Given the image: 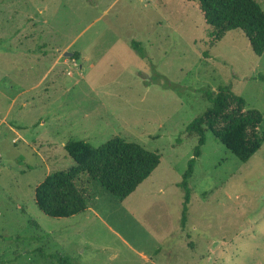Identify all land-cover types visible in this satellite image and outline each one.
I'll use <instances>...</instances> for the list:
<instances>
[{
	"label": "rangeland",
	"instance_id": "1",
	"mask_svg": "<svg viewBox=\"0 0 264 264\" xmlns=\"http://www.w3.org/2000/svg\"><path fill=\"white\" fill-rule=\"evenodd\" d=\"M262 76L264 54L239 30L214 42L195 2L0 0V264H264V144L243 163L207 133L184 227L179 186L201 91L231 86L264 117ZM114 137L160 166L125 202L83 176L88 212L43 214L37 186L75 165L63 145Z\"/></svg>",
	"mask_w": 264,
	"mask_h": 264
},
{
	"label": "trees",
	"instance_id": "2",
	"mask_svg": "<svg viewBox=\"0 0 264 264\" xmlns=\"http://www.w3.org/2000/svg\"><path fill=\"white\" fill-rule=\"evenodd\" d=\"M185 1L199 4L208 26V35L214 42L221 41L231 31L239 30L256 56L264 54V11L256 0ZM131 46L138 51L141 45L131 42ZM79 57L78 53H74V59L78 60ZM260 79L264 82L263 76ZM201 92L210 107L186 129L190 136L197 137L198 143L179 184L185 191L182 227L188 220L191 201L189 183L197 160L202 155V148L207 143V133L213 134L243 163L248 162L264 144L262 113L256 109H247L245 100L235 94L231 86L220 87L216 92ZM64 149L75 165L68 170L49 174L35 190L37 207L43 214L54 219H69L87 211L89 197L78 186L83 176H87L93 185L98 183L117 201L124 202L161 164L158 153L118 137L99 147L86 141H70ZM52 261L56 264H72L70 258L60 255L52 256Z\"/></svg>",
	"mask_w": 264,
	"mask_h": 264
},
{
	"label": "crops",
	"instance_id": "3",
	"mask_svg": "<svg viewBox=\"0 0 264 264\" xmlns=\"http://www.w3.org/2000/svg\"><path fill=\"white\" fill-rule=\"evenodd\" d=\"M57 62H58V61H57ZM57 62H56V63H57ZM49 145H50V144H49ZM65 145H66V144H64L63 147H65ZM139 187H140V186H139ZM137 190H138V189H137ZM137 190H136V191H137ZM136 191H135V192H136ZM135 192H134V193H135ZM134 193H133V194H134ZM133 194H132V195H133ZM132 195H131V196H132ZM127 199H128V198H127ZM127 199H126L125 201H127ZM125 201H124V202H125ZM88 210H90V205H89V208L87 209L86 212H88Z\"/></svg>",
	"mask_w": 264,
	"mask_h": 264
},
{
	"label": "water",
	"instance_id": "4",
	"mask_svg": "<svg viewBox=\"0 0 264 264\" xmlns=\"http://www.w3.org/2000/svg\"><path fill=\"white\" fill-rule=\"evenodd\" d=\"M66 56H70V57H71V56H72V54L66 53Z\"/></svg>",
	"mask_w": 264,
	"mask_h": 264
}]
</instances>
